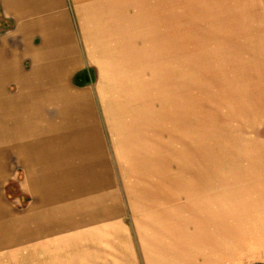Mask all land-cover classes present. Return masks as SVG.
I'll return each mask as SVG.
<instances>
[{
	"label": "rangeland",
	"instance_id": "374dc122",
	"mask_svg": "<svg viewBox=\"0 0 264 264\" xmlns=\"http://www.w3.org/2000/svg\"><path fill=\"white\" fill-rule=\"evenodd\" d=\"M115 13L128 29L106 40L117 68L96 62L79 87L96 89L128 230L69 244L48 261L23 254L0 264H224L219 250L207 258L208 237L218 245L222 195L246 189L249 222L264 208L255 185L264 178V0H117ZM4 227L0 250L18 241ZM245 249L244 260L225 264H264V247Z\"/></svg>",
	"mask_w": 264,
	"mask_h": 264
},
{
	"label": "crops",
	"instance_id": "0c3cea01",
	"mask_svg": "<svg viewBox=\"0 0 264 264\" xmlns=\"http://www.w3.org/2000/svg\"><path fill=\"white\" fill-rule=\"evenodd\" d=\"M116 5L117 0H0V223L18 240L0 250V261L21 260L23 254L48 261L46 255L69 244L115 240L118 229L128 230L130 206L115 145L106 144L96 89L75 84H88L96 62H104L102 70L117 68L108 64L116 51L106 45L118 27L128 29L118 26L125 18L117 17ZM106 71L103 77L118 78ZM108 126L114 132L111 120ZM142 161L136 163L139 176ZM255 185L264 189V178ZM247 192L230 190L228 200L222 195L218 245L208 237V261L218 250L225 264L244 260L246 245L264 247V208L253 210L251 222L244 220Z\"/></svg>",
	"mask_w": 264,
	"mask_h": 264
},
{
	"label": "water",
	"instance_id": "95a60500",
	"mask_svg": "<svg viewBox=\"0 0 264 264\" xmlns=\"http://www.w3.org/2000/svg\"><path fill=\"white\" fill-rule=\"evenodd\" d=\"M84 79H85V77H84ZM89 80H90V78H89V76L87 75V76H86V81L88 82ZM79 83H80V84H83V80H79Z\"/></svg>",
	"mask_w": 264,
	"mask_h": 264
},
{
	"label": "trees",
	"instance_id": "16d2710c",
	"mask_svg": "<svg viewBox=\"0 0 264 264\" xmlns=\"http://www.w3.org/2000/svg\"><path fill=\"white\" fill-rule=\"evenodd\" d=\"M77 81H78V83L76 84V85H78V86H83V84H80L79 83V80L77 79Z\"/></svg>",
	"mask_w": 264,
	"mask_h": 264
}]
</instances>
